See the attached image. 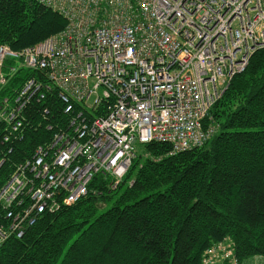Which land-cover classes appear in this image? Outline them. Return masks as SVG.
<instances>
[{"label":"built area","instance_id":"obj_1","mask_svg":"<svg viewBox=\"0 0 264 264\" xmlns=\"http://www.w3.org/2000/svg\"><path fill=\"white\" fill-rule=\"evenodd\" d=\"M36 1L66 24L20 50L0 44V89L19 69L35 73L0 99V144L21 136L27 107L53 88L68 120L0 186V245L85 196L96 174L115 186L139 144L174 154L206 143L209 110L264 48V0ZM222 260L237 264L226 244L205 251L204 264Z\"/></svg>","mask_w":264,"mask_h":264},{"label":"trees","instance_id":"obj_2","mask_svg":"<svg viewBox=\"0 0 264 264\" xmlns=\"http://www.w3.org/2000/svg\"><path fill=\"white\" fill-rule=\"evenodd\" d=\"M65 24L36 0H0V44L13 50ZM33 75L19 69L0 99ZM25 114L21 136L0 144V186L68 120L54 88ZM209 115L216 130L206 143L174 154L167 143L137 145L115 186L110 175L96 174L85 196L39 214L21 237L7 238L0 264H204L205 251L218 243L237 264L264 258V48L231 78Z\"/></svg>","mask_w":264,"mask_h":264},{"label":"crops","instance_id":"obj_3","mask_svg":"<svg viewBox=\"0 0 264 264\" xmlns=\"http://www.w3.org/2000/svg\"><path fill=\"white\" fill-rule=\"evenodd\" d=\"M216 264H229V263L225 261H219ZM240 264H264V258L255 256L253 258L245 260L244 262Z\"/></svg>","mask_w":264,"mask_h":264}]
</instances>
